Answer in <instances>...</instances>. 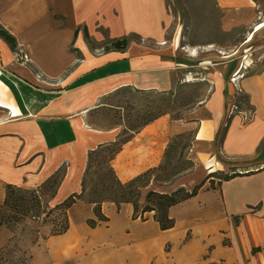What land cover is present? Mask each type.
Segmentation results:
<instances>
[{
    "label": "crops",
    "instance_id": "0c3cea01",
    "mask_svg": "<svg viewBox=\"0 0 264 264\" xmlns=\"http://www.w3.org/2000/svg\"><path fill=\"white\" fill-rule=\"evenodd\" d=\"M215 2L227 33L254 24L264 5ZM171 22L167 0H0V25L29 56L20 62L0 38V184L35 189L63 167L50 205L81 194L89 152L120 133V127H90V113L123 87L170 92L188 68L192 57L181 49L180 35L167 36ZM84 28L98 43L104 33L140 40L125 53L97 54ZM70 48L79 51L80 61ZM244 53L231 77L252 62ZM221 77L212 78L210 96L180 120L165 115L134 135L112 166L127 183L163 163L182 125H196L189 153L194 170L160 190L152 182L147 193L192 191L215 172L241 176L217 189L207 182L195 197L172 206L168 215L175 224L166 231L155 212L135 217L132 204L112 202L101 207L107 222L91 228L94 205L78 201L68 211L65 234L49 235L48 227L38 233L32 264H264V66L245 74L237 87H226ZM4 197L0 191V203Z\"/></svg>",
    "mask_w": 264,
    "mask_h": 264
},
{
    "label": "trees",
    "instance_id": "16d2710c",
    "mask_svg": "<svg viewBox=\"0 0 264 264\" xmlns=\"http://www.w3.org/2000/svg\"><path fill=\"white\" fill-rule=\"evenodd\" d=\"M79 31L80 28H78L75 32L72 47ZM83 31L85 40L90 49L92 51L100 50L101 54L110 52L125 53L132 41L140 40L139 37L135 36L111 39L106 33H104L106 37L105 41L98 43L90 37L86 28H84ZM0 38L8 44L15 54L20 51L15 38L1 25ZM70 51L76 55L79 61L81 60V55L77 49L70 48ZM177 89L178 87L176 86V88L170 92H158L154 90L142 91L133 87H123L107 96L104 100H108L113 97H130L132 94H134V99L138 95H147L148 97H160L162 101L159 104H157L155 100L150 102L147 101L145 106L146 108L144 107L136 114L129 113L127 117L125 113H123V110L125 109L119 105L114 106L102 104L101 107L93 110L90 113L91 115L97 114L100 110L106 107L117 110L118 112H115L122 116L120 119L121 122L117 124V127H122L123 130L117 136L116 141L100 145L95 150L89 152L87 167L82 180L81 194H73L65 201L54 207L50 205V202L56 196L64 180L66 171L63 167H61L47 181L35 189L5 185V197L3 202L0 204V230L6 228L14 231L21 224L27 221H41L42 226L49 223L52 225V236L63 235L70 227V221L68 217L69 209L78 201L83 200L94 205V214L96 219H90L88 221V225L91 228H95L101 222H107L108 219L102 214L101 207L105 202H112L118 206H121L122 204H132L135 210V217H138L140 213L155 212V218L160 224L161 229L166 231L172 229L175 224L168 215L169 209L172 206L178 205L188 199L195 197L207 182L210 183L211 188L217 189L221 187L223 182L241 176V174L238 173L225 174L223 172H215L209 174L200 184L196 185L192 191H188L184 187L178 188L170 194L149 191L145 195V205L141 206L140 201L142 198V191L147 189L150 183L156 182L169 184L172 182L170 180L171 177L165 180L162 177L161 179L158 177V173L168 170L165 167V163L171 154V145L173 142L171 141L165 153L164 161L159 167L149 169L127 183L120 181L116 171L112 166L113 161L122 152L124 146L134 138V135L139 133L144 127L162 116H172V112L169 109L171 105L169 97L174 96ZM165 97H167L168 101H165ZM118 103L121 104L122 101L120 100ZM140 116L143 118H139ZM171 118L173 119V117ZM180 119L181 118L178 116L173 120ZM93 126L96 127L97 125ZM186 162L189 165L187 169L182 171L185 172V174L192 172L195 167L191 160H187ZM95 165L98 166V170L94 168ZM182 172L180 173L183 174ZM92 174L98 177V180L95 183H89L88 181L90 176H93ZM50 218H53V220H50ZM236 220H238V218H236ZM4 250L5 248L0 249V264H32L31 256L28 258V260H14L10 258V254L4 255Z\"/></svg>",
    "mask_w": 264,
    "mask_h": 264
},
{
    "label": "rangeland",
    "instance_id": "374dc122",
    "mask_svg": "<svg viewBox=\"0 0 264 264\" xmlns=\"http://www.w3.org/2000/svg\"><path fill=\"white\" fill-rule=\"evenodd\" d=\"M167 3L172 18V22L168 26L167 36L168 38H174L178 33L180 39H182L181 49L188 58L189 56L192 57L188 68L180 71V78L175 82L178 87L175 95L169 97L171 117L175 119L178 116L179 118L183 117L186 112L198 107L200 103L210 96L212 78L214 79V76L219 78L223 76L224 83L228 87L232 78L230 69L236 67L240 57L242 58L245 55V50H248V55H250L249 58L252 62L250 61L251 65L248 70L241 71L239 76H242L243 73L244 75L256 73L263 68L264 5L258 12L254 24L248 28L240 27L227 33L223 30L222 13L217 9L215 0H167ZM261 24H263L262 27H258V31H255L256 26ZM94 52L99 54L101 51ZM182 73H186L187 76H183ZM205 78H209L211 82L205 81ZM190 79L193 81H189ZM120 100L122 101L121 104L118 103ZM154 100L157 104L162 101L160 97H148L147 95H138L134 99V94H132L130 97L127 96L125 98L113 97L104 100L102 104L123 107L125 109L123 113L127 117L129 113L136 114L142 110L146 106L147 101ZM165 101H168L167 97H165ZM115 111L117 110L109 107L103 108L97 114L89 115L86 122L91 124L92 126L90 127L92 128H94L93 125H97L96 127H100L101 130L114 129L122 118ZM139 118L143 117L140 116ZM118 129H120V132L123 130L122 127ZM179 132L172 136L171 154L169 159L167 158V162L165 161V167L168 170L158 173L160 179L162 177L165 180L171 177L170 180L172 182L169 184L153 182L154 186H158L155 190L170 187L180 178L191 174V172L185 174L182 171L187 169L189 165L186 161L190 160V147L195 137L196 125H182L179 128ZM94 168L98 170L97 165ZM97 180L98 177L93 175L90 176L88 181L89 183H95ZM0 191L5 194L4 185L0 184ZM146 193L147 190L142 191L141 199L144 198ZM50 220H53V218H50ZM41 223V221H27L14 231L6 228L1 229L0 249L5 248L3 254H10V258L14 260H28L31 256L30 248L37 243L38 233L44 227H48V234L51 235L52 225L49 223L42 226Z\"/></svg>",
    "mask_w": 264,
    "mask_h": 264
},
{
    "label": "built area",
    "instance_id": "2783aa9c",
    "mask_svg": "<svg viewBox=\"0 0 264 264\" xmlns=\"http://www.w3.org/2000/svg\"><path fill=\"white\" fill-rule=\"evenodd\" d=\"M16 56H17V59H18L20 62H22V63H28V62H29V56H28V54H26L25 52H22V51L20 52V51H19V52L16 54ZM245 58H247V53H245V55L243 56V60H245ZM249 66H250V64L247 65V63L245 62L244 64H242V66H241L239 72L235 73L234 76H232V78H231V82H232V84H234L235 87H237V84H238L239 79L242 78V77L244 76V73L242 74V76H239L240 73H241V71H243V70L247 71L248 68H249ZM237 110H238V107H235V108H234V111L236 112Z\"/></svg>",
    "mask_w": 264,
    "mask_h": 264
},
{
    "label": "bare ground",
    "instance_id": "6f19581e",
    "mask_svg": "<svg viewBox=\"0 0 264 264\" xmlns=\"http://www.w3.org/2000/svg\"><path fill=\"white\" fill-rule=\"evenodd\" d=\"M189 81H193L192 79H190ZM116 90V89H115ZM107 94V93H106ZM100 96V95H99ZM101 97V96H100ZM95 98V97H94ZM98 100V99H97ZM94 101V100H93ZM91 152V151H90ZM71 153V152H70ZM71 161V160H70ZM63 162V161H62ZM46 179H47V177H46ZM45 179V180H46Z\"/></svg>",
    "mask_w": 264,
    "mask_h": 264
}]
</instances>
